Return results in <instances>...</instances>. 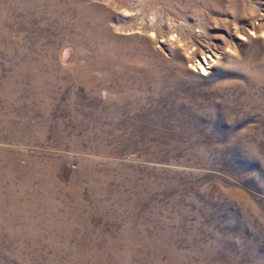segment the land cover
Masks as SVG:
<instances>
[{
    "label": "rangeland",
    "instance_id": "374dc122",
    "mask_svg": "<svg viewBox=\"0 0 264 264\" xmlns=\"http://www.w3.org/2000/svg\"><path fill=\"white\" fill-rule=\"evenodd\" d=\"M0 264H264V0H0Z\"/></svg>",
    "mask_w": 264,
    "mask_h": 264
},
{
    "label": "bare ground",
    "instance_id": "6f19581e",
    "mask_svg": "<svg viewBox=\"0 0 264 264\" xmlns=\"http://www.w3.org/2000/svg\"><path fill=\"white\" fill-rule=\"evenodd\" d=\"M205 61L207 62L208 60L206 59ZM206 64H207V65H210L208 62H207ZM200 67H201L202 70H206V68L204 67L203 64H202V65L200 64ZM204 72H205V71H204Z\"/></svg>",
    "mask_w": 264,
    "mask_h": 264
}]
</instances>
